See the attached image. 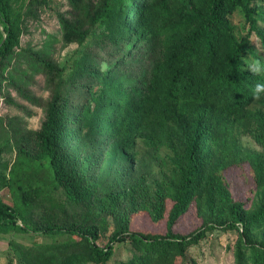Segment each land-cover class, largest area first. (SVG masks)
Returning <instances> with one entry per match:
<instances>
[{
    "label": "trees",
    "instance_id": "obj_1",
    "mask_svg": "<svg viewBox=\"0 0 264 264\" xmlns=\"http://www.w3.org/2000/svg\"><path fill=\"white\" fill-rule=\"evenodd\" d=\"M66 2L68 10L57 16L61 41L77 49L62 66L52 61L39 63L51 91L44 102L17 89L26 101L43 108L44 119L38 130L15 139L18 162L6 184L13 198L12 204H7L0 196V234L68 236L71 243L33 245L22 251L23 262L106 264L115 246L122 244L132 253L123 264H165L208 232L233 230L242 224L245 236L264 225V208L245 219L233 207L229 221L191 234L153 236L121 226L102 243L95 227L59 222L85 214V219L97 221L107 212L105 204H96L87 213L90 201L98 198V189L94 186L80 191L83 187H78V175L73 178L80 165L85 171L87 155L83 153L103 148L108 155L114 149H130V141L147 131L146 127L178 125L189 115L187 106H200L191 138L186 140V172L181 179L185 194L179 200L184 206L202 179L199 150L207 134L219 128L212 129L210 119L225 125L245 117L249 107L264 96H253L256 83H264V77L252 74L244 65L250 59H264V0ZM236 13L243 21L240 30L231 21ZM18 37L12 2L0 0V61H9ZM75 132L86 140L97 136L101 143L93 142L85 151L70 156L60 149V143L73 142ZM8 134L11 141L12 134ZM27 145L31 146L29 153ZM42 170L47 172L46 183L53 184L54 190H63L61 201L55 202L52 191L43 186L33 187L37 178L30 175ZM43 221L48 224L43 225ZM235 260V264H262L264 247L243 241Z\"/></svg>",
    "mask_w": 264,
    "mask_h": 264
},
{
    "label": "rangeland",
    "instance_id": "obj_2",
    "mask_svg": "<svg viewBox=\"0 0 264 264\" xmlns=\"http://www.w3.org/2000/svg\"><path fill=\"white\" fill-rule=\"evenodd\" d=\"M11 2L19 41L8 64L0 61V196L7 204L13 197L9 195L6 184L18 162L15 139L38 130L44 119L43 108L26 101L17 89L44 102L51 91L39 63L52 61L62 66L77 49L76 45L66 46L61 41L57 16L68 10L66 0ZM231 21L241 29L243 21L238 13ZM252 43L260 50L254 37ZM74 99L75 95L70 100ZM263 103L264 96L249 107L247 116L225 125L210 119L212 129L219 128L207 134L199 150L202 179L196 190L188 195L184 206L179 204V200L184 193L181 179L186 172V140L191 138L193 120L201 110L200 106H187L189 115L183 117L178 125L146 127L147 131L138 133L130 141V149L117 148L118 151L111 150L108 155H104L103 148L99 152L91 149L93 152L87 150L83 153L87 155L83 165L85 171L83 173L80 165L73 178L75 180L78 175V187H83L80 191L92 190L94 186L98 189L95 193L98 198L90 201L87 213L96 204H105L107 212L102 213L97 221L85 219V214L59 222L95 227L100 242L105 243L121 226L145 235H186L207 225L229 221L230 208L233 207L238 208V213L245 219L250 218L264 208ZM8 132L12 134L11 141ZM76 132L73 142L60 143V149L70 156L81 149L85 151L84 148L93 142L101 143L97 136L89 134L91 137L86 140ZM30 147L27 145L28 153ZM33 152L36 153L35 150ZM30 176L31 179L37 178L33 187L38 185L42 189L43 186L45 190L52 191L55 202L62 200L64 193L61 187L54 190L53 184L44 180L48 177L46 171ZM27 194L32 197L29 191ZM45 224L48 222L43 221ZM237 227L208 232L196 244L186 247L183 254L173 255L165 264H235V252L241 242L264 247V225L251 229L245 236L242 235V224ZM72 239L77 242V238ZM70 243L68 236L20 232L0 234V264H26L21 257L22 251L33 245ZM130 249L127 245H116L114 255L106 264H123L132 256Z\"/></svg>",
    "mask_w": 264,
    "mask_h": 264
},
{
    "label": "clouds",
    "instance_id": "obj_3",
    "mask_svg": "<svg viewBox=\"0 0 264 264\" xmlns=\"http://www.w3.org/2000/svg\"><path fill=\"white\" fill-rule=\"evenodd\" d=\"M244 65L252 74L264 77V59H250ZM262 94H264V83H256L253 96L259 97Z\"/></svg>",
    "mask_w": 264,
    "mask_h": 264
}]
</instances>
